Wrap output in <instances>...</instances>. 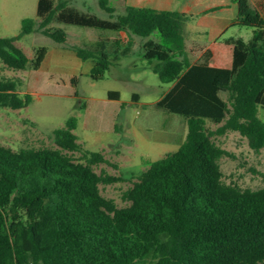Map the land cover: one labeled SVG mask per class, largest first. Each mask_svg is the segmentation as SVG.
<instances>
[{"label": "trees", "instance_id": "16d2710c", "mask_svg": "<svg viewBox=\"0 0 264 264\" xmlns=\"http://www.w3.org/2000/svg\"><path fill=\"white\" fill-rule=\"evenodd\" d=\"M234 1L238 14L231 26L252 27L254 33L248 41H226L233 61L225 68L210 64V50L201 61H190L186 13L128 5L112 20L38 0L40 28L59 43L67 35L49 28L52 22L147 38L143 57L163 83H173L156 106L183 115L188 131L176 151L151 162L124 192V207L101 194V183L121 178L93 169L107 160L78 141L75 117L53 131L56 147L15 150L0 144V264H264V187L226 183L219 160L231 153L213 139L233 130L254 151L264 148V15L251 0ZM100 6L115 11L108 0ZM35 23L23 19L22 34ZM16 39L0 36V61L13 70L40 69L48 49L37 48L30 59ZM105 47L101 41L75 48L80 59L94 61V80L110 67ZM22 84L0 76V109L32 102L30 93H20ZM108 97L120 100V93ZM213 124L218 128L212 130ZM73 152L81 153L79 160Z\"/></svg>", "mask_w": 264, "mask_h": 264}, {"label": "rangeland", "instance_id": "374dc122", "mask_svg": "<svg viewBox=\"0 0 264 264\" xmlns=\"http://www.w3.org/2000/svg\"><path fill=\"white\" fill-rule=\"evenodd\" d=\"M55 5L65 3L82 12L95 14L103 19H116L125 8L145 0H108L114 7L110 14L100 6V0H53ZM216 3L217 0H203ZM142 2V3H143ZM165 7L176 8V0H166ZM252 8L253 0H251ZM141 4L146 6L148 4ZM180 3V2H179ZM259 2L255 1L254 5ZM150 6L159 7L157 4ZM38 0H0V36L17 38L15 44L33 59L36 49L45 46L47 56L40 69L29 67L13 70L0 61V76L20 78V93H30L32 102L25 108L0 109V144L19 149L22 147H56L53 131L66 125L69 118L77 119L74 130L78 141L91 151H99L107 162L93 165L98 174L121 178L113 183H101V194L113 199L118 207L129 205L123 194L138 180L150 163L176 151L186 138L188 127L183 115L158 108L156 103L173 86L163 83L143 57V43L147 38L123 31L52 22V30H63L67 39L59 43L43 34L41 18L37 17ZM233 3L226 8L229 12ZM35 19L31 33L22 34V21ZM202 15L195 14L194 19ZM254 33L252 27L231 26L223 37H240L248 41ZM158 40V36L154 35ZM120 40L119 44L114 43ZM105 42L110 67L104 75L94 80L92 59L82 60L75 48H94ZM210 43H188L186 55L193 61ZM117 56V58H116ZM228 55L222 67L230 66ZM76 77V83L72 78ZM118 91L120 100L108 97ZM224 99L226 93H222ZM264 120V110L259 111ZM218 125H211L215 130ZM213 139L231 153L219 160L226 183L241 188L264 187V148L254 151L248 139L238 131L226 130L213 135ZM79 160L81 153H70ZM151 259L141 264H150Z\"/></svg>", "mask_w": 264, "mask_h": 264}, {"label": "crops", "instance_id": "0c3cea01", "mask_svg": "<svg viewBox=\"0 0 264 264\" xmlns=\"http://www.w3.org/2000/svg\"><path fill=\"white\" fill-rule=\"evenodd\" d=\"M176 8L168 9L165 7L167 4L166 0H145L139 3H134L132 1L131 6H140V7H152L160 10H172L182 13H186L189 16V19L185 28V42L186 45L190 42L192 43H210L205 49V51L199 56L201 61L204 57V53L207 50L211 52L210 64L215 67H222L224 61L228 55H232L233 61V46L226 43L230 38H240V37H223L227 32L229 27H231L232 20L238 14V7L234 0H217L216 3H207L203 6L205 1L203 0H176ZM255 1H258V5H254ZM148 4L143 6L141 4ZM180 2V3H179ZM230 3H233L234 8L229 12H226V8L230 6ZM252 3V2H251ZM151 4H157L159 7L150 6ZM254 8L259 9L264 15V0H253ZM200 14L202 18L195 20L194 15ZM246 41V40H245ZM186 49V47H185ZM191 61V60H190ZM231 61V65H232ZM198 62L193 61L192 63ZM226 65L225 68L231 67Z\"/></svg>", "mask_w": 264, "mask_h": 264}]
</instances>
